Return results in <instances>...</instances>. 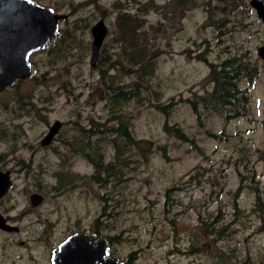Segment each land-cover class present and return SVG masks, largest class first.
<instances>
[{
    "label": "rangeland",
    "instance_id": "rangeland-1",
    "mask_svg": "<svg viewBox=\"0 0 264 264\" xmlns=\"http://www.w3.org/2000/svg\"><path fill=\"white\" fill-rule=\"evenodd\" d=\"M33 1L66 17L30 55V75L0 91V170L10 179L0 213L19 226L0 232V264L14 252L47 264L74 230L114 237L109 254L122 264H264V25L249 0ZM199 54L246 65L236 81L243 108L202 107L212 83ZM119 118L129 139L113 127ZM139 139L150 149L138 151ZM32 192L42 198L34 208Z\"/></svg>",
    "mask_w": 264,
    "mask_h": 264
},
{
    "label": "water",
    "instance_id": "water-1",
    "mask_svg": "<svg viewBox=\"0 0 264 264\" xmlns=\"http://www.w3.org/2000/svg\"><path fill=\"white\" fill-rule=\"evenodd\" d=\"M248 3L264 25V3L260 0H249ZM65 17V14L33 0H0V91L30 75V55L50 45ZM105 33L106 28L100 18L91 28V66L98 59ZM257 54L264 59L263 45L257 48ZM59 126L57 120L48 125L40 144H47ZM9 184V171L0 170V196L7 191ZM0 227H9L1 215ZM108 254L105 238L76 231L60 242L51 264H121L117 258H108Z\"/></svg>",
    "mask_w": 264,
    "mask_h": 264
},
{
    "label": "trees",
    "instance_id": "trees-1",
    "mask_svg": "<svg viewBox=\"0 0 264 264\" xmlns=\"http://www.w3.org/2000/svg\"><path fill=\"white\" fill-rule=\"evenodd\" d=\"M125 24H127L125 21H123ZM62 37H56L58 38V41L63 42L64 39H66L68 36H70V33L65 32ZM62 53V51H61ZM199 61L207 63L208 66V80L212 83V88L210 90L209 97L201 98L202 107H209V108H215L221 113L225 115V110L232 111L237 110L239 111L241 108H243V103L246 101L244 99V96H242L241 92L236 86V81L240 77V74L243 71H247V67L244 63L241 62L240 58L235 55H229L222 60H220L218 63L214 64L211 62L206 61V58L199 54L197 56ZM248 72V71H247ZM196 102H192V108L196 110ZM99 124H96L95 126H92L91 128H81L78 127L81 133L91 134L93 133L94 129L97 128ZM120 135L123 137L129 139L130 138V132H129V122L128 120H125L124 118L118 119L117 125L113 126ZM110 129V128H107ZM163 129L166 134H171L177 139L183 140L186 137L184 136V133L177 127H170L169 125L165 124L163 126ZM151 142L144 139H139L136 141V148L140 152H146L150 149ZM96 157L93 156L91 159L93 163H98L99 159H95ZM197 230H201V232L206 235L207 230L203 228L202 226H199L196 228ZM114 237L108 238V245L110 247V244L112 242Z\"/></svg>",
    "mask_w": 264,
    "mask_h": 264
},
{
    "label": "flooded vegetation",
    "instance_id": "flooded-vegetation-1",
    "mask_svg": "<svg viewBox=\"0 0 264 264\" xmlns=\"http://www.w3.org/2000/svg\"><path fill=\"white\" fill-rule=\"evenodd\" d=\"M48 128V127H47ZM2 171V170H1ZM9 186H10V184H9ZM8 186V187H9ZM8 189V188H7ZM6 193H4L2 196H4ZM33 195H36V196H33ZM2 196H0V198L2 197ZM41 200H42V198H41V196L38 194V193H36V192H32V193H30L29 194V200H28V203H29V205L30 206H32L33 208L34 207H36V206H38V204H40V202H41ZM0 215L3 217V219H4V223L5 224H7L9 227L8 228H1L0 227V232H3V233H5V234H7V235H9V234H13V235H15L16 233H18L19 232V226H17L16 224H13L14 222H15V220H16V218H9L8 216H5L4 214H1L0 213ZM73 232H76V230H74V231H71L69 234H71V233H73ZM78 232H81V231H78ZM81 233H86V232H81ZM69 234H67L66 236H64L61 240H59L53 247H51V248H49L48 249V256H47V264H51V262H52V255L54 254V252H55V250L57 249V246L60 244V242L65 238V237H67ZM88 234V233H87ZM90 235V234H89ZM15 238H17V236H15ZM40 242H43V239L41 238V240H40ZM25 244H26V240H24V239H18L17 241H16V243L14 244V246L16 247V248H23V249H26L27 248V246H25ZM107 245H108V241H107ZM109 245H108V250H109ZM109 253H110V251H109ZM12 254H8V257L9 258H13V259H11V261L10 262H8L7 264H42L41 262H40V259L38 258H36V259H33V258H35V257H38V256H34V255H32V257L31 258H29L28 256H26L25 257V260L26 261H22V260H24L23 258H22V254L21 253H16V252H14L13 253V256H11ZM108 258H114V257H112L110 254H108ZM122 264V263H121Z\"/></svg>",
    "mask_w": 264,
    "mask_h": 264
}]
</instances>
